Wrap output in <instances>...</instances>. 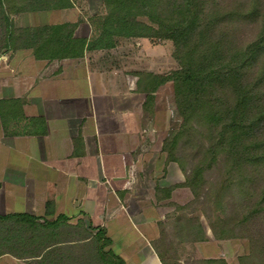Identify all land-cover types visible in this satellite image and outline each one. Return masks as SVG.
<instances>
[{"label":"crops","instance_id":"1","mask_svg":"<svg viewBox=\"0 0 264 264\" xmlns=\"http://www.w3.org/2000/svg\"><path fill=\"white\" fill-rule=\"evenodd\" d=\"M84 11L74 5L40 17L47 25L77 23L74 37L89 39L94 14ZM118 43L139 48L138 59L150 65L143 55L148 39ZM116 49L53 61L36 60L31 50L1 54L0 102L22 107L5 126L0 116V214L63 215L93 233L104 230L124 264H162L152 241L163 204L176 201L178 191L162 196L160 182L147 185L148 193L138 188L151 168L166 165L160 145L154 148L157 129L144 110L146 95L137 92L135 70ZM222 255L216 258L239 264ZM0 264L30 263L3 255Z\"/></svg>","mask_w":264,"mask_h":264},{"label":"trees","instance_id":"2","mask_svg":"<svg viewBox=\"0 0 264 264\" xmlns=\"http://www.w3.org/2000/svg\"><path fill=\"white\" fill-rule=\"evenodd\" d=\"M104 3L113 14L100 13L90 17L92 34L89 39H83L74 37L77 23L18 28L13 27L10 18L13 13L70 9L74 5L72 0H0V56L8 51L31 50L36 60L78 59L88 51L114 49L120 39L171 40L181 52L178 57L181 69L174 71L171 77L152 73L145 75L150 78L146 82L148 86L137 82V87L146 94L145 111L150 112L157 87L172 80L185 128L199 108L205 109L202 98L209 92L218 95L222 90V95H218L211 104L213 106L201 114V122L221 128V139L226 138L223 146L227 152L248 164L259 163L264 155L257 152L264 147L258 149L255 133L264 123V68L255 71L253 80L244 78L258 61L264 60V0H253L249 2L250 6L238 4L230 10L215 5L209 15H205L202 0H184V3L170 9L169 15L162 8L163 0H104ZM249 20H258L260 30L252 42L242 45L238 43L237 26ZM227 100L231 101L228 105L225 103ZM21 107V101L0 102L3 126L8 122L7 118L17 110L20 112ZM179 135L173 137L170 149L176 146ZM250 140L252 143H248ZM244 150L251 151L252 155L244 158ZM162 152H165L164 147ZM168 156L170 161H176L172 154ZM201 172L195 169L187 176L185 186L192 190V184L199 180ZM62 226L67 229L64 235L77 237L80 234V240L59 239ZM90 230L91 227L83 222L70 224L69 218L63 215L48 220L30 214H0V257L10 255L31 264H64L67 254L64 248H72V241L91 238L95 242L97 264H124L112 250H104L111 244L105 231L98 230L91 235ZM206 239L204 230L198 227L193 241ZM154 241L155 253L161 263L166 264ZM238 263L244 264V258L238 259ZM207 264L227 262L213 259Z\"/></svg>","mask_w":264,"mask_h":264},{"label":"rangeland","instance_id":"3","mask_svg":"<svg viewBox=\"0 0 264 264\" xmlns=\"http://www.w3.org/2000/svg\"><path fill=\"white\" fill-rule=\"evenodd\" d=\"M72 1L75 7L83 8V11L87 12L89 9L91 15L113 14V11L106 7L104 0ZM252 1L202 0L205 4V15H209L215 5L230 10L238 4L250 6L249 2ZM182 3L184 0H163L162 8H165L169 15L170 9ZM48 12L51 14L53 11L13 13L10 14V18L13 27H40L46 25L43 24L45 21L41 17ZM237 27L238 43L241 42L242 45L252 42L260 30L258 20L243 21ZM148 40L151 42L150 47L143 55L150 59V65L138 59L139 48L133 52L131 47L121 45L122 48H119L121 46L118 43V49L115 50L119 53L120 61L124 62L123 65L135 70V79L137 82L140 81L141 85L147 84L146 82L150 80L149 77H144L149 73L171 77L174 71L181 69L178 59L181 52L177 50L173 41L162 38ZM127 51L129 55H126ZM261 68H264V60L258 61L253 71L245 73L244 79L253 80L256 77L255 71ZM153 83L156 84L157 81ZM153 83L151 82L152 85ZM136 90L146 95L138 87ZM219 91L218 95H222V90ZM218 95L212 92L205 95L201 100L205 109L199 108L192 121L184 128L185 119L177 108L175 85L172 80H168L157 87L150 104V112L147 113L151 115L149 120L152 126L157 129L154 148L157 149V145H160L164 165L172 164L179 170L177 179L166 166L151 168V173L146 175V184L138 187L142 193L144 189L148 193L147 185L152 189L160 182L161 185H166L163 186L160 195L164 196L165 191H178L176 201L163 204L162 220L157 223L158 235L154 239V246L166 264H207L208 260L221 259L216 257L223 256V252L225 256H232L233 261L243 257L244 264H264V157H260L261 161L255 165L236 158L235 154L225 150L223 145L226 138L221 139V128L210 126L208 122H201V114L213 106L211 104L219 97ZM230 102L225 101L226 105ZM262 104L264 106V103ZM178 134L180 137L176 146L170 149L169 144ZM255 141L258 149L264 147V123L256 131ZM248 143H252L251 140ZM163 147L165 152H162ZM244 151V158L252 155L251 151ZM153 153L157 155L158 151ZM169 153L176 161L168 159ZM257 154L264 155V148ZM195 169L202 172L198 176L199 180L192 184L191 190L185 185L187 176ZM198 227L204 230L207 237L205 241H193L197 237ZM66 232L67 229L62 226L60 228L62 235L59 239L69 241L81 238L80 234L77 237L64 235ZM90 233L94 234L91 230ZM71 243L74 244L72 248H64L67 253L64 264H97L95 242L91 238ZM104 250H111V246L105 247Z\"/></svg>","mask_w":264,"mask_h":264}]
</instances>
